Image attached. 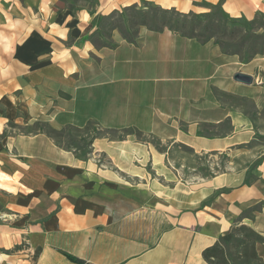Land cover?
Listing matches in <instances>:
<instances>
[{
  "label": "crops",
  "instance_id": "obj_1",
  "mask_svg": "<svg viewBox=\"0 0 264 264\" xmlns=\"http://www.w3.org/2000/svg\"><path fill=\"white\" fill-rule=\"evenodd\" d=\"M92 1L0 0V264H207L236 221L264 239V52L239 64L168 30L102 33L145 4L251 22L264 0ZM88 124L159 133L219 171L181 208L119 181L116 165L117 176L88 171L45 130ZM256 251L264 264V243Z\"/></svg>",
  "mask_w": 264,
  "mask_h": 264
},
{
  "label": "rangeland",
  "instance_id": "obj_2",
  "mask_svg": "<svg viewBox=\"0 0 264 264\" xmlns=\"http://www.w3.org/2000/svg\"><path fill=\"white\" fill-rule=\"evenodd\" d=\"M77 1L79 5L93 4L92 1ZM140 9L114 14L106 21L107 25L102 28V33L106 35L114 28L126 36H132L142 28L150 29L147 26L151 13L147 10L145 15L140 16ZM195 14H208L209 17L194 19L189 16L186 22H195L197 26L195 31L203 34L201 39L217 45L222 54L231 56L239 64L251 62L263 54V16L258 15L251 22H247L227 17L219 9H210L209 6H202L200 12ZM210 20L215 23L205 32L204 28ZM144 23L147 26L142 27ZM238 68L242 67L238 65ZM45 130L56 137L54 141L59 147L72 151L75 158L84 161V168L88 171H104L106 177H110L111 174L117 176L116 165L127 172L129 177L124 178L119 174L120 178L123 177L117 178L119 181L149 189L158 197L181 208H195V205L188 202L192 196L188 194L199 188L200 179L206 180L219 171L209 164L215 162L214 157L199 156L194 154L191 148L171 145L173 140L162 138L161 134L156 132L148 135L133 130L110 132L100 130L91 124L83 130L71 126H68L66 131L49 132L48 127ZM164 130L171 129L165 126ZM111 158L115 159V164ZM12 190L15 188H10V191ZM245 215L250 216L249 213Z\"/></svg>",
  "mask_w": 264,
  "mask_h": 264
},
{
  "label": "trees",
  "instance_id": "obj_3",
  "mask_svg": "<svg viewBox=\"0 0 264 264\" xmlns=\"http://www.w3.org/2000/svg\"><path fill=\"white\" fill-rule=\"evenodd\" d=\"M77 0H73L75 3ZM84 2H89L92 0H82ZM78 2V1H77ZM93 2V1H92ZM208 6V5H207ZM210 9L217 8L222 12V10L218 6H209ZM139 7H131L122 10V12L128 11H138ZM150 11L149 14V22L148 26L141 25L142 27L147 26L149 27L150 31L153 32H160L163 30L171 31L175 34H178L184 38L194 39L198 42L204 44L207 43L206 40H202L201 36L203 34H198L196 29V23L189 22L187 23L186 20L189 16L192 18H205L209 17L208 14H200L196 15L195 13H188L182 14L173 9L166 10L161 9L158 6L152 4H145L139 10V15L143 16L146 14L145 11ZM114 14L120 13H113L108 18L112 17ZM228 17V16H227ZM264 17V16H263ZM103 17H99L98 20H102ZM245 21V20H244ZM215 21L210 20L208 25L204 28V31L207 32L210 29V25L214 24ZM110 26V25H109ZM114 30L111 28L110 31ZM109 31V32H110ZM120 32V31H119ZM120 34L127 40H132L135 35L126 36L120 32ZM205 36V34H204ZM264 243V239L254 231L249 226L239 224L237 221L234 223L232 228L229 232L223 234L218 238V240L209 248L205 249L202 252V258L207 264H263L262 259L258 256L256 251V246L258 244ZM74 262L79 264H85L84 262L71 258Z\"/></svg>",
  "mask_w": 264,
  "mask_h": 264
},
{
  "label": "water",
  "instance_id": "obj_4",
  "mask_svg": "<svg viewBox=\"0 0 264 264\" xmlns=\"http://www.w3.org/2000/svg\"><path fill=\"white\" fill-rule=\"evenodd\" d=\"M233 80L236 82L245 84V85H249L252 83V77L251 76H249L247 74L240 73V72L234 74Z\"/></svg>",
  "mask_w": 264,
  "mask_h": 264
}]
</instances>
